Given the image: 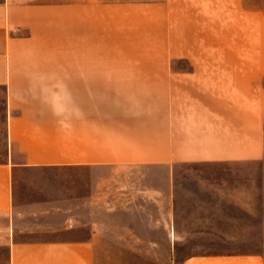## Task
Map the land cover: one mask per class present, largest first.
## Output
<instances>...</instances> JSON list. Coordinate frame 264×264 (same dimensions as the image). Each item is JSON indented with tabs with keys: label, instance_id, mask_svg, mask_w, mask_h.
<instances>
[{
	"label": "crops",
	"instance_id": "crops-1",
	"mask_svg": "<svg viewBox=\"0 0 264 264\" xmlns=\"http://www.w3.org/2000/svg\"><path fill=\"white\" fill-rule=\"evenodd\" d=\"M183 1L0 0V264H264L263 184H178L264 163V0H206L224 73L174 55Z\"/></svg>",
	"mask_w": 264,
	"mask_h": 264
},
{
	"label": "rangeland",
	"instance_id": "rangeland-1",
	"mask_svg": "<svg viewBox=\"0 0 264 264\" xmlns=\"http://www.w3.org/2000/svg\"><path fill=\"white\" fill-rule=\"evenodd\" d=\"M186 15L182 23L177 26V31L174 34L175 47L174 55L187 56L188 63L185 64L189 70L192 66L195 71L200 73H224L226 70L223 65L213 63V60L220 56H244L245 49L239 48L235 43L231 42V47L224 49L223 44H230V40L225 33H212L213 14L206 12L210 2L206 0H184ZM206 7V8H205ZM198 8H202L201 12ZM205 8V10L203 9ZM217 38V45L214 38ZM254 34V47L252 50L253 57L261 55L258 46L260 45ZM248 51V50H247ZM247 55H249L247 53ZM194 62L191 65L190 62ZM264 163L261 160H253L252 162H231V161H216V162H190L183 164L180 167L179 188H261L264 185ZM263 172V173H262ZM41 176L30 177L29 182H23L39 188L40 185L52 184V181L46 180ZM51 179V178H50ZM120 184V178H119ZM28 187V186H27ZM255 231V229H254ZM200 241H191L184 250L196 251V245ZM236 242L214 241L208 242L207 245L223 248L228 245H237ZM241 245L256 247L264 253V241L257 239L246 241Z\"/></svg>",
	"mask_w": 264,
	"mask_h": 264
}]
</instances>
